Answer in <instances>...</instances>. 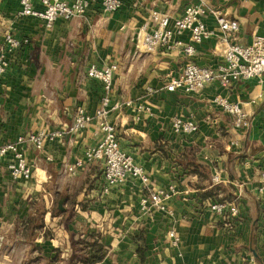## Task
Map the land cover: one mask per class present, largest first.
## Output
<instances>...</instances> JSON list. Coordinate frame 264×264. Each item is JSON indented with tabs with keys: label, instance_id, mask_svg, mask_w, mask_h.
Masks as SVG:
<instances>
[{
	"label": "crops",
	"instance_id": "0c3cea01",
	"mask_svg": "<svg viewBox=\"0 0 264 264\" xmlns=\"http://www.w3.org/2000/svg\"><path fill=\"white\" fill-rule=\"evenodd\" d=\"M198 2L237 20L240 44L264 37V0H124L118 12L96 6L84 17L58 20L52 29L39 18L21 17L19 0H0V48L10 34L30 40L0 81V147L42 130L64 132L79 107L95 117L105 91L87 71L117 65L109 120L122 150L150 179L145 186L130 177L103 195L101 162L67 171L103 138L96 118L43 150L19 144L33 176L14 180L7 169L11 155L0 160V264H83L81 240H98L107 249L103 260L90 264H264V75L228 88L213 83L197 93L165 89L189 59L211 68L223 62V34L212 14L203 20L214 35L191 58L147 53L136 39L141 25L155 24L154 12L173 22ZM34 6L41 9L36 1ZM217 96L240 104L249 128L236 130L214 105ZM176 117L196 122L198 132L174 134ZM170 187L177 194L165 209L141 211L144 197ZM218 201L234 202L238 216L212 212L209 205Z\"/></svg>",
	"mask_w": 264,
	"mask_h": 264
},
{
	"label": "built area",
	"instance_id": "2783aa9c",
	"mask_svg": "<svg viewBox=\"0 0 264 264\" xmlns=\"http://www.w3.org/2000/svg\"><path fill=\"white\" fill-rule=\"evenodd\" d=\"M35 1L39 3L41 9L35 8ZM19 2L21 5L19 15L39 18L43 21L46 29H52L60 19L71 21L84 17L96 6L105 13L118 12L124 6V0H19ZM207 14L215 16L217 28L223 34L221 44L224 49L223 62L217 68H211L199 66L189 59L185 63L180 77L173 79L165 87L167 91L182 90L186 93H197L213 83H219L221 87L228 88L238 81L258 79L264 75V37L256 36L252 43L240 44L237 40L240 28L238 21L227 17L219 10L210 9L203 2L188 4L181 17L173 22L168 15L154 12L155 24L144 23L141 25L136 36L137 42L141 49L147 53L162 50L167 53L179 52L191 58L196 53V46L214 35V31L208 29L203 20ZM186 33L189 34L188 41L183 39ZM29 44V39H17L11 34L6 36L4 45L0 48V81L10 68L15 53ZM117 70V65L107 67L91 65L87 71V76L100 81L105 91L95 117L91 116L83 107H79L73 124L64 132L42 130L26 137H20L15 143H8L0 147V160L11 155L7 169L14 180L28 181L33 176L32 166L20 150L19 144L30 143L37 150H43L47 142L61 140L66 135L83 131L96 118L103 138L95 147L86 151L83 159H78L72 166H69L67 171L74 174L78 168L85 167L89 163L101 162L103 164V179L100 189L103 195H108L112 189L123 185L130 177L139 179L145 186L149 185L150 179L144 167L135 163L133 157L122 150L116 126L109 120L110 95ZM213 103L230 117L236 130L249 128L248 114L240 104L221 96L215 97ZM127 104L129 105V103ZM172 128L174 134L178 136L192 135L199 130L196 122L179 117L173 120ZM213 180L216 183L220 181L218 176H215ZM259 191L263 202L262 226L264 228V173L261 175ZM176 194L177 191L174 187H170L169 190L153 191L140 202L141 211L150 213L158 208L163 210L166 208L164 203ZM209 208L221 216L228 214L236 217L239 214L238 205L234 202L218 201L211 203ZM169 237L174 246L179 245L180 238L174 230L169 232ZM247 264L257 263L251 260Z\"/></svg>",
	"mask_w": 264,
	"mask_h": 264
},
{
	"label": "trees",
	"instance_id": "16d2710c",
	"mask_svg": "<svg viewBox=\"0 0 264 264\" xmlns=\"http://www.w3.org/2000/svg\"><path fill=\"white\" fill-rule=\"evenodd\" d=\"M78 246L81 254L80 259L83 264L99 262L107 254V249L98 240H94L93 242L81 240L78 242Z\"/></svg>",
	"mask_w": 264,
	"mask_h": 264
},
{
	"label": "water",
	"instance_id": "95a60500",
	"mask_svg": "<svg viewBox=\"0 0 264 264\" xmlns=\"http://www.w3.org/2000/svg\"><path fill=\"white\" fill-rule=\"evenodd\" d=\"M63 205H64V201H60V203H59V209L60 210H63Z\"/></svg>",
	"mask_w": 264,
	"mask_h": 264
}]
</instances>
